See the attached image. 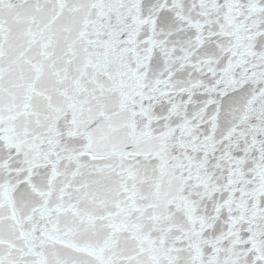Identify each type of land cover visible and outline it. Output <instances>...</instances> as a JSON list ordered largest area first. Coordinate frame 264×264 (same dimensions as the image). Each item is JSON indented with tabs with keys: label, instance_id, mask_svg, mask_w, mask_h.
<instances>
[{
	"label": "snow or ice",
	"instance_id": "snow-or-ice-1",
	"mask_svg": "<svg viewBox=\"0 0 264 264\" xmlns=\"http://www.w3.org/2000/svg\"><path fill=\"white\" fill-rule=\"evenodd\" d=\"M0 264H264V0H0Z\"/></svg>",
	"mask_w": 264,
	"mask_h": 264
}]
</instances>
